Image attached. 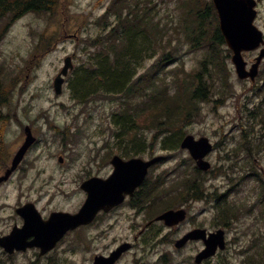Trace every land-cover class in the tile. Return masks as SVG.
Segmentation results:
<instances>
[{
	"label": "rangeland",
	"instance_id": "rangeland-1",
	"mask_svg": "<svg viewBox=\"0 0 264 264\" xmlns=\"http://www.w3.org/2000/svg\"><path fill=\"white\" fill-rule=\"evenodd\" d=\"M110 2L59 0L52 12H28L8 27V18L0 21V73L9 100L0 108V175L11 167L25 140L26 126L37 138L17 171L0 188V235L19 223L15 213L18 204L35 202L43 215L51 210L76 213L86 199L83 181L112 174L111 158H124L125 150L134 149L118 143L115 137L118 128L113 120L123 107L122 97L99 96L83 103L73 98L70 89L74 71L88 60L87 42L99 33L95 22ZM185 2L147 0L155 7L159 22L174 27L169 35L172 48L168 41L165 45L168 51H176L181 62L167 66V70L181 77L195 71L206 55V50L192 48L183 34ZM258 11L256 25L264 33V0H259ZM74 34L78 37H72ZM222 50L229 55L225 58L229 81L217 70L212 101L202 103L198 115L177 133L182 138L207 137L214 145L207 157L212 169L200 174L211 194L208 200L183 204L189 217L180 226L169 229L158 223L147 230L144 218L137 217L129 203L96 225L70 234L48 255L38 256L31 250L9 257L0 249V264H92L95 256H108L124 243L132 249L117 264H195L204 244L192 242L178 250L174 242L196 228L225 231L226 249L204 264H264V122L258 117L264 113V63L255 84L242 81L236 75L230 50L226 45ZM258 55V51L244 54L249 67ZM68 56L73 58L74 70L65 78L63 91L56 94L54 80ZM155 60H145L140 72ZM138 102L136 99L133 106ZM152 119L144 116L138 121L145 148L130 157L148 160L163 156L149 173V186L160 183L177 194L184 188V184L182 188L177 184L197 176L195 162L180 147L164 149L161 142L167 134L147 127ZM222 195L235 208L236 217H231L228 227L217 224L216 199Z\"/></svg>",
	"mask_w": 264,
	"mask_h": 264
},
{
	"label": "trees",
	"instance_id": "trees-1",
	"mask_svg": "<svg viewBox=\"0 0 264 264\" xmlns=\"http://www.w3.org/2000/svg\"><path fill=\"white\" fill-rule=\"evenodd\" d=\"M57 3L59 0H0V21L8 18V27L28 12H52ZM183 10L181 23L186 41L192 48L206 50L199 67L187 76L167 70V66L181 62L176 51H168L165 45L168 41L172 48L169 35L174 27L161 24L155 7L147 0H111L95 22L99 33L87 42L88 60L74 71L70 89L75 100L86 103L99 96L123 98V107L114 115L113 123L118 128L119 142L134 146L123 152L127 157L143 153L145 140L138 121L144 116L153 118L147 127L167 134L161 142L164 149L180 147V127L198 115L202 103L213 99L217 89L214 73L224 72L223 78H228L225 58L229 55L222 50L226 42L211 0H186ZM151 59L156 60L140 72L144 61ZM6 93L0 73V108L8 104ZM136 99L140 102L133 106ZM258 117L264 122L263 112ZM200 174L195 168L197 176L177 184L179 188L184 184L177 194L156 183L143 199H152L156 216L178 204L208 200L211 194ZM224 197L216 199L217 224L228 227L235 208Z\"/></svg>",
	"mask_w": 264,
	"mask_h": 264
},
{
	"label": "water",
	"instance_id": "water-1",
	"mask_svg": "<svg viewBox=\"0 0 264 264\" xmlns=\"http://www.w3.org/2000/svg\"><path fill=\"white\" fill-rule=\"evenodd\" d=\"M213 3L219 14L221 32L228 48L233 52L232 62L238 77L241 80L251 79L254 82L264 59V49L250 70H247L248 64L243 53L255 51L264 45L263 33L254 25L257 17L256 1L213 0ZM72 68V60L68 57L61 74L55 79L54 85L57 94L61 93L64 83L63 76H66ZM25 132L27 136L25 143L16 154L11 169L5 177L0 179V182L7 180L10 174L17 169L29 148L34 144L36 139L33 137L31 129L26 127ZM181 148L190 152L200 170H210L211 164L206 161V157L212 152L213 146L208 138L196 139L194 136L188 135L183 139ZM162 159L163 157H157L148 162L142 159L124 161L121 157L115 156L112 159L115 171L109 179L92 178L82 184L81 187L88 193V198L77 214L55 213L48 221L44 222L37 216L34 207L28 205L23 210L33 211V215H25L26 226L21 230H14L10 236L0 239V246L10 254L15 251H26L28 248L38 247L41 249V255H45L55 248L68 231L90 224L99 211H110L122 204L127 195L133 196L135 190L143 184L149 168ZM185 218L186 211L180 209L167 211L157 220L164 221L167 226L173 227L183 222ZM31 237L34 239L28 242ZM191 240H202L206 246L196 257V264H201L204 260L211 258L219 248L224 250L226 246L223 231L220 230L207 235V231L201 229L190 232L175 246L180 249ZM130 248L129 244H125L109 257H96L94 264H116L122 254Z\"/></svg>",
	"mask_w": 264,
	"mask_h": 264
},
{
	"label": "flooded vegetation",
	"instance_id": "flooded-vegetation-1",
	"mask_svg": "<svg viewBox=\"0 0 264 264\" xmlns=\"http://www.w3.org/2000/svg\"><path fill=\"white\" fill-rule=\"evenodd\" d=\"M258 2H259V0H257ZM122 156H125V155H122ZM129 160H130V158H129ZM110 164H111V160H110ZM149 174V173H148ZM2 175V174H1ZM1 175H0V177H1ZM111 174H108V175H106L105 177H103V179H107L109 176H110ZM93 177H95V176H93ZM150 177V176H149ZM90 178H92V177H90ZM90 178H88V179H90ZM101 178V177H100ZM147 178H148V176H147ZM146 178V179H147ZM3 184H0V188H2L3 186H2ZM149 184H148V180H147V182L145 183V184H143V187H147ZM144 190H141L140 191V188L139 189H137L136 190V192H135V196L138 194V193H140V192H143ZM134 196V197H135ZM133 200H134V198H132V197H127L126 198V200H125V203H124V205L126 206L127 204H129L128 206L132 209V210H134V212L136 213V215H137V217H140V216H142L143 218H144V228H145V230H147V229H149L150 227H152L153 225H154V213L151 211V210H149V208H147V206L146 205H144V206H142V207H139L138 205H137V202H135L136 203V205H137V207H133ZM28 203H33L36 207H37V204L35 203V202H28ZM28 203H26V204H28ZM26 204H18L17 205V209H19V208H21V207H23L24 205H26ZM124 205H122V206H124ZM132 205V206H131ZM148 205V207L150 206V204H147ZM121 206V207H122ZM133 207V208H132ZM120 207H118V208H115V209H113L112 211H110L109 213L108 212H100L98 215H97V217H96V219H95V221H94V223H93V225H96L100 220H102V218L104 217V216H109V215H112L113 213H115L118 209H119ZM17 209H16V211H17ZM38 209V211H39V213L41 214V216L43 217V219H47L51 214H53V213H55V212H62V210H51L50 212H49V214H46V215H43L42 214V211L41 210H39V208H37ZM16 211H15V213H16ZM64 212V211H63ZM74 214V213H73ZM17 215V214H16ZM18 217H19V219H20V221H19V223H14L13 224V226L11 227V228H14L15 226H17V227H22L23 226V223H24V221H23V219L19 216V215H17ZM134 218H136V216L134 215L133 216ZM92 224L90 225V226H86V227H80L79 229H77V230H75L74 232H71L70 234H74L75 232H77V231H81V230H85V229H88V228H90V227H92L93 226ZM11 231V230H10ZM9 231V232H10ZM8 232V233H9ZM8 233L7 234H3V235H0V237H2V236H6V235H8ZM69 234V235H70ZM65 239V238H64ZM64 239L61 241V244L62 243H64Z\"/></svg>",
	"mask_w": 264,
	"mask_h": 264
}]
</instances>
